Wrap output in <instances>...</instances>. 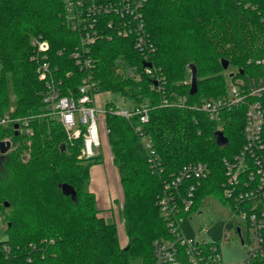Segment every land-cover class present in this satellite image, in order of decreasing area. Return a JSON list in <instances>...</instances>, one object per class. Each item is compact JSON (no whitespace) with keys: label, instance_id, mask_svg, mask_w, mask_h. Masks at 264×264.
<instances>
[{"label":"trees","instance_id":"1","mask_svg":"<svg viewBox=\"0 0 264 264\" xmlns=\"http://www.w3.org/2000/svg\"><path fill=\"white\" fill-rule=\"evenodd\" d=\"M143 16L150 43L146 61L121 39H100L90 47L98 91L149 103L144 129L161 164L159 172L149 167L133 132L134 117L105 116L127 237L120 246L116 224L99 214L87 189L89 167L100 155L79 159L80 138L68 139L42 102L45 87L32 59L33 37L47 42L45 60L61 94H72L82 76L69 56L77 35L64 24L62 1L0 0V117L16 119L0 125V141L9 142L0 154V214L5 219L0 247L6 246L0 264H156L151 241L171 237L156 196L162 182L186 163L202 162L208 168L190 212L204 204V197L224 200L220 160L242 143L243 105L224 110L216 124L201 112L160 106L159 100L183 95L191 105L223 95L225 60L227 68H234L229 82L245 91L259 89L254 98L264 109V65L255 63L264 58V0H146ZM117 58L130 59L137 69L148 63L149 71L123 76L114 70ZM192 70L196 91L191 95ZM216 131L226 138L222 146ZM62 183L73 188L74 199L60 192ZM189 183L183 181L180 190Z\"/></svg>","mask_w":264,"mask_h":264},{"label":"built area","instance_id":"2","mask_svg":"<svg viewBox=\"0 0 264 264\" xmlns=\"http://www.w3.org/2000/svg\"><path fill=\"white\" fill-rule=\"evenodd\" d=\"M61 1L64 24L77 35V43L69 56L82 76L72 94H61L59 81L53 78L54 69L45 60L46 41L40 37L31 39L35 71L45 87L42 102L46 113L58 121L68 139L80 138V152L86 157L100 155L101 135L105 138L109 152L106 115L125 120L134 117L133 132L145 152L146 161L152 171H161L151 139L144 129L150 110L148 102H131L122 96L129 102L128 105L125 102L122 105L106 102L101 108L94 106V96L102 91H98V83L92 74L95 64L90 47L97 40L117 38L126 41L127 46L146 61L150 48L143 16L146 0ZM255 63L264 65V58L255 60ZM114 70L120 71L123 76L136 78L135 71H149V65L143 64L137 69L130 59L117 58ZM227 87L229 90L223 95L208 97L191 105L187 103L185 96L175 94L162 96L159 105L189 107L216 124L221 122L224 110H238L243 105L242 143L236 152L221 158L222 180L219 187L224 198L223 206L232 215V228L240 245L246 248L244 264L256 261L264 264V109L254 98L259 94V89L245 91L230 82ZM159 88L156 87L157 90ZM12 121L16 122V119L0 117V125ZM196 121L193 120L194 123ZM207 174L205 163L191 162L182 165L176 173L162 182L155 204L171 237L151 241L152 257L156 264L222 262V246L228 241V228L222 227L220 235L214 240L199 238L202 232L199 227L192 236L184 235L181 229V224L190 213L200 212V208L190 212V207L193 208L197 188ZM185 180H191V183L186 190L181 191L180 185ZM5 249V245L0 247V251Z\"/></svg>","mask_w":264,"mask_h":264},{"label":"rangeland","instance_id":"3","mask_svg":"<svg viewBox=\"0 0 264 264\" xmlns=\"http://www.w3.org/2000/svg\"><path fill=\"white\" fill-rule=\"evenodd\" d=\"M233 69L234 68L230 67L225 69L226 71L224 72V75L226 78V85L229 84V74ZM117 72L120 73V71ZM228 90V87H226V92H228ZM106 102H112L113 104L117 105H122L123 102H125L126 105L129 104V102L125 100L119 92L105 90L97 93L94 96V106L96 108H101ZM99 151L100 161L96 163V165L94 164L95 166H93L92 168L100 170L101 175L104 179H106V184H110L111 181L113 184V180L115 179V184L118 186V176L114 174L113 167L112 165H110V155L106 147L105 138L102 135L100 136ZM78 157L79 159L87 158L86 156H83L81 152ZM113 191L115 192V186L113 187ZM215 201L216 199L211 196L204 197V204H202V206L200 207V212H194L193 214L190 213L185 221L181 224V229L184 235L192 236L194 235V230L196 231V229L199 227L202 230L199 238H203L205 240H214L220 235L222 227L228 228L229 237L228 241L222 246V262L219 264H244V259L246 257V248L245 246L240 245L236 233L232 228V215L223 206V202L221 199H218V202L216 201L217 203ZM120 207L121 192L119 188L117 198L112 200L111 206H109L105 210H100L99 214L116 224L118 240L121 241V239H123V241L119 242V244L120 246H123L127 242V237L125 236V233L123 231V223L119 215ZM4 227L5 219L3 215L0 214V239L4 238L5 236Z\"/></svg>","mask_w":264,"mask_h":264},{"label":"crops","instance_id":"4","mask_svg":"<svg viewBox=\"0 0 264 264\" xmlns=\"http://www.w3.org/2000/svg\"><path fill=\"white\" fill-rule=\"evenodd\" d=\"M110 160V158H109ZM96 165V163H95ZM94 164L90 165L89 170H88V190L93 193L94 198H95V203L97 208L100 210H105L109 206H111V202L113 199L117 198L118 192H119V184L118 186L115 184L116 180H113L110 182V184H106V179L103 178L101 175V172L99 169L92 168L95 166ZM110 165H112L111 160H110ZM114 174L117 175V171L115 167L112 165ZM113 173V171H112ZM118 176V175H117ZM111 177V175H110ZM118 182V181H117ZM115 186V192L113 191V187ZM119 241V240H118ZM123 241V239H121ZM119 241V242H121Z\"/></svg>","mask_w":264,"mask_h":264},{"label":"water","instance_id":"5","mask_svg":"<svg viewBox=\"0 0 264 264\" xmlns=\"http://www.w3.org/2000/svg\"><path fill=\"white\" fill-rule=\"evenodd\" d=\"M145 64L148 65V63H145ZM221 67H222V69H226L227 68V61L221 60ZM231 74L232 73H230L229 76ZM195 91H196V88H195V73L192 70L191 73H190V87L188 89V93L192 95V94L195 93ZM13 127L16 130L17 124L14 123ZM214 136H215L216 143L218 145L222 146V145H224L226 143V138L222 134L221 131H216L214 133ZM8 148H9V142L1 140L0 141V154H3ZM62 148H63V144L60 145V149H62ZM58 187L60 189V192L63 195L69 196L71 199H74L75 192H74L73 188L70 185H68L66 183H62V184H59Z\"/></svg>","mask_w":264,"mask_h":264}]
</instances>
